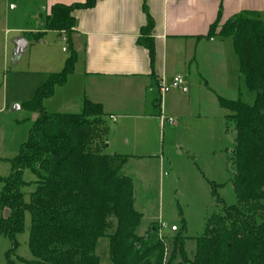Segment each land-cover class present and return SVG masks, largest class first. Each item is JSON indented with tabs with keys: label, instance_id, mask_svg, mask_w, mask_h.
Listing matches in <instances>:
<instances>
[{
	"label": "trees",
	"instance_id": "16d2710c",
	"mask_svg": "<svg viewBox=\"0 0 264 264\" xmlns=\"http://www.w3.org/2000/svg\"><path fill=\"white\" fill-rule=\"evenodd\" d=\"M95 2L54 3L48 13L38 3L39 24L25 39L38 42L45 32L56 31L64 35L67 56L61 71L49 74L23 102L35 118L9 160L10 173L0 177V207L6 213L0 217V235L14 239L27 211L28 264H100L97 247L103 240L110 264H264V19L238 14L219 25L218 15L205 36L217 32L232 39L245 85L255 93L251 104L240 93L234 99L217 96L234 125L230 160L237 203L212 213L201 236L189 237L180 229L159 238L155 225L144 235L135 233L142 214L133 206L132 179L121 172L127 157L105 153L96 142L106 132L102 105L86 97L78 113L48 112L42 105L74 68L72 11ZM142 9L146 24L138 42L152 61L153 21L144 3ZM24 170L33 175L31 181L24 179ZM30 183L34 188L26 202L24 188Z\"/></svg>",
	"mask_w": 264,
	"mask_h": 264
},
{
	"label": "rangeland",
	"instance_id": "374dc122",
	"mask_svg": "<svg viewBox=\"0 0 264 264\" xmlns=\"http://www.w3.org/2000/svg\"><path fill=\"white\" fill-rule=\"evenodd\" d=\"M38 2L0 0V177L10 173L9 160L26 140L35 118L23 102L32 98L49 74L61 71L67 56L63 37L50 32L37 43L29 40L19 58L13 57L15 39L28 34L19 29L38 26ZM226 41L229 52L227 49L225 57L229 54L231 61L226 58L228 81L219 94L234 99L240 93L241 99L251 104L255 93L247 89L234 48L229 39ZM70 74L63 85L55 86L53 94L43 100L46 111H80L75 95L78 81ZM176 91L186 102L177 105L185 115L178 117L177 127L167 122L160 127L149 126L148 138L137 135L141 126L137 120L119 118L113 122L103 117L106 132L96 139L103 147L105 136L112 140L118 134L119 143L125 147L127 162L121 172L131 177L133 206L142 214L135 230L137 235H144L155 225L159 238L171 237L180 229L186 236H201L212 213L222 205L237 203L232 185L234 165L230 160L235 137L233 122L225 118L227 111L213 96L201 94L196 87L187 94L181 86ZM126 140L129 142L125 143ZM23 177L27 181L33 179L29 170H24ZM33 188L32 183L24 188V201H29ZM5 214L0 207V217ZM30 222L26 211L23 230L14 239L0 235V264H28ZM97 254L100 264H110L105 240L97 247Z\"/></svg>",
	"mask_w": 264,
	"mask_h": 264
},
{
	"label": "crops",
	"instance_id": "0c3cea01",
	"mask_svg": "<svg viewBox=\"0 0 264 264\" xmlns=\"http://www.w3.org/2000/svg\"><path fill=\"white\" fill-rule=\"evenodd\" d=\"M83 1L39 0L38 3L48 13L54 3ZM143 3L153 21L149 34L154 46L152 61L146 47L138 42L142 36L140 29L146 24ZM72 14L76 20L72 34L76 59L70 75L78 81L75 95L79 103L83 97L100 103L103 117L108 121L137 120L141 125L137 135L149 138V126L164 125L160 116L175 118L174 124L167 123L174 127L178 117H185L177 107L183 101L177 94L178 87L168 88L163 101L158 91L160 81L169 84L179 74L184 94L196 87L218 103L217 96L228 81L225 62L231 61L229 54L225 57L226 39L231 46L233 43L231 38H222L217 32L211 38L205 37L209 26L218 15L219 25L238 14L264 17V0H96L93 7L74 9ZM50 32L64 37L56 31H47L40 40ZM118 138V134L112 140L105 136L103 152L125 156V147Z\"/></svg>",
	"mask_w": 264,
	"mask_h": 264
},
{
	"label": "built area",
	"instance_id": "2783aa9c",
	"mask_svg": "<svg viewBox=\"0 0 264 264\" xmlns=\"http://www.w3.org/2000/svg\"><path fill=\"white\" fill-rule=\"evenodd\" d=\"M63 40H64V37H63ZM182 84H183V79H182V76L179 74L173 76L169 84H166L164 81H160L158 83V91L160 93V96H163V94L168 88H176V87L181 86ZM110 118L114 120L113 116H111ZM160 121H161V124H163L164 122H167L168 124H174L175 118L162 115L160 116Z\"/></svg>",
	"mask_w": 264,
	"mask_h": 264
},
{
	"label": "water",
	"instance_id": "95a60500",
	"mask_svg": "<svg viewBox=\"0 0 264 264\" xmlns=\"http://www.w3.org/2000/svg\"><path fill=\"white\" fill-rule=\"evenodd\" d=\"M27 45H28V41L25 38H23V37L16 38L15 39V49L13 51V57L15 59L19 58V56L25 50V48L27 47Z\"/></svg>",
	"mask_w": 264,
	"mask_h": 264
}]
</instances>
